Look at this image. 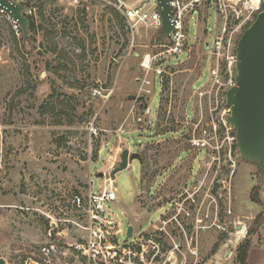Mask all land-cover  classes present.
I'll return each instance as SVG.
<instances>
[{
  "label": "rangeland",
  "instance_id": "374dc122",
  "mask_svg": "<svg viewBox=\"0 0 264 264\" xmlns=\"http://www.w3.org/2000/svg\"><path fill=\"white\" fill-rule=\"evenodd\" d=\"M34 6L27 38L0 22V259L40 264L53 242L54 264L71 261L82 223L70 200L112 179L122 241L157 245L146 264H238L246 240L247 264H264V178L228 123L237 72L227 71L226 55H212L216 10L208 32L207 10L190 19V54L171 59L160 77L140 65L165 43L161 33L133 34L89 0ZM257 16L235 36L234 53ZM126 150L141 161L113 176Z\"/></svg>",
  "mask_w": 264,
  "mask_h": 264
},
{
  "label": "built area",
  "instance_id": "2783aa9c",
  "mask_svg": "<svg viewBox=\"0 0 264 264\" xmlns=\"http://www.w3.org/2000/svg\"><path fill=\"white\" fill-rule=\"evenodd\" d=\"M15 4L24 6V15L35 14L37 2L43 0H11ZM101 6L113 20L121 19L128 31L133 34L140 28L152 29L162 34V15L159 0H89ZM171 8V22L173 31L165 43L157 45L158 51L147 54L142 58L141 68L147 73L154 71L162 76L164 66L171 59L190 54V19L201 16V10H207V27L210 9L217 12L219 26L218 36L210 46L212 55L222 57L226 55L228 72L236 66L237 54L232 51L235 36L258 15L263 8L262 0H169ZM0 22L11 26L19 33L21 26L18 21L4 8L0 7ZM163 37V35H162ZM218 70L220 65L217 66ZM145 85L151 82L144 81ZM147 94L150 91H146ZM2 125L0 122V131ZM117 202L115 181L110 179L107 185L98 192L92 186L85 191L75 193L70 205L76 211L82 223L84 234L80 241L74 243V258L84 264H141L145 263V255L155 250L156 243L151 239L136 240L130 244L122 241V228L118 215L111 207ZM151 248V249H150ZM44 260L40 264H54L58 258V247L55 243L44 244L41 249ZM66 256V252H61ZM156 255H154L155 257ZM55 258V259H54ZM140 261V262H139ZM38 264V263H37Z\"/></svg>",
  "mask_w": 264,
  "mask_h": 264
},
{
  "label": "water",
  "instance_id": "95a60500",
  "mask_svg": "<svg viewBox=\"0 0 264 264\" xmlns=\"http://www.w3.org/2000/svg\"><path fill=\"white\" fill-rule=\"evenodd\" d=\"M263 7H264V0ZM0 7L6 9L21 26L24 36L28 37L30 21L24 15V6L11 0H0ZM162 15V35L167 39L173 31L169 0H159ZM236 82L227 93V106L231 110L228 123L234 128L236 145L241 156L259 166L264 178V9L254 23L242 35L237 47ZM129 96V100H135ZM141 100L149 108L145 97ZM141 160L137 153L129 150L122 153L121 163L113 173L115 176L129 168L131 161ZM241 229V227H239ZM133 234L129 227L128 237ZM0 264H6L3 258Z\"/></svg>",
  "mask_w": 264,
  "mask_h": 264
},
{
  "label": "trees",
  "instance_id": "16d2710c",
  "mask_svg": "<svg viewBox=\"0 0 264 264\" xmlns=\"http://www.w3.org/2000/svg\"><path fill=\"white\" fill-rule=\"evenodd\" d=\"M118 22H119V24H121V25L123 24L124 25V22L121 19H119ZM30 24H31L30 30L35 32V29H36L35 22L30 19ZM253 198H254L253 201H257V198H256L255 195H254ZM259 222H260L259 218L256 219L255 226L257 225V228L251 229L250 232H249V236L253 235L258 230V225L260 224ZM259 227H260V225H259ZM216 248H217V246L215 247L214 250H216ZM250 249H251V243H250L249 240H246L244 243H242L240 245V247L238 249V255H237L238 264H247V261H248V258H249Z\"/></svg>",
  "mask_w": 264,
  "mask_h": 264
},
{
  "label": "crops",
  "instance_id": "0c3cea01",
  "mask_svg": "<svg viewBox=\"0 0 264 264\" xmlns=\"http://www.w3.org/2000/svg\"><path fill=\"white\" fill-rule=\"evenodd\" d=\"M0 208H1V206H0ZM1 215V214H0ZM3 218V217H2ZM2 218H1V216H0V246H3V245H6L7 244V240H6V237H4V231H3V225H2ZM81 233H82V235L84 234V230L81 228ZM81 238V237H80ZM76 243V242H75ZM74 243H71V244H69V247L71 248V246L73 245ZM66 252V258L68 257V256H70L71 254L69 253V251H65ZM70 254V255H69ZM63 256V255H62ZM70 258H72V260L71 261H69V260H67V259H64L63 260V264H79L80 262L76 259V258H74V255L72 254V256H70ZM59 263H61L62 264V260L60 261H58Z\"/></svg>",
  "mask_w": 264,
  "mask_h": 264
},
{
  "label": "bare ground",
  "instance_id": "6f19581e",
  "mask_svg": "<svg viewBox=\"0 0 264 264\" xmlns=\"http://www.w3.org/2000/svg\"><path fill=\"white\" fill-rule=\"evenodd\" d=\"M244 233V230L242 229L239 233H238V235L240 234V235H242Z\"/></svg>",
  "mask_w": 264,
  "mask_h": 264
},
{
  "label": "flooded vegetation",
  "instance_id": "af4514ba",
  "mask_svg": "<svg viewBox=\"0 0 264 264\" xmlns=\"http://www.w3.org/2000/svg\"><path fill=\"white\" fill-rule=\"evenodd\" d=\"M141 161V160H140Z\"/></svg>",
  "mask_w": 264,
  "mask_h": 264
}]
</instances>
